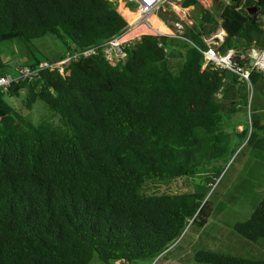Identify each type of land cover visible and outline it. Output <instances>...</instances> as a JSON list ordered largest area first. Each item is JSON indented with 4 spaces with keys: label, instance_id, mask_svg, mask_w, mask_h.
Returning <instances> with one entry per match:
<instances>
[{
    "label": "trees",
    "instance_id": "trees-1",
    "mask_svg": "<svg viewBox=\"0 0 264 264\" xmlns=\"http://www.w3.org/2000/svg\"><path fill=\"white\" fill-rule=\"evenodd\" d=\"M183 6L198 15L183 34L194 46L179 39L176 74L167 59L174 38L163 43L143 35L124 46L119 62L94 55L71 62L62 75L44 68L0 92V264L166 260L186 229L206 225L205 193L145 196L141 190L150 180L218 172L211 162L227 152L218 123L222 112L236 110V83H226L224 70L202 67V38L220 28L221 53L264 49V0H229L217 18L196 0ZM118 12L109 0H0V43L55 36L64 48L57 62L72 44L85 49L125 33L127 20ZM153 19L127 36L165 32ZM233 61L248 68L239 55ZM7 68L0 54V74H13ZM260 79L264 72H250L251 86ZM21 91L24 110L42 101L64 129L45 120L32 124L10 106L6 98ZM238 137L264 152V120L250 119ZM233 231L264 241V196ZM193 261L264 264L202 250Z\"/></svg>",
    "mask_w": 264,
    "mask_h": 264
},
{
    "label": "rangeland",
    "instance_id": "rangeland-1",
    "mask_svg": "<svg viewBox=\"0 0 264 264\" xmlns=\"http://www.w3.org/2000/svg\"><path fill=\"white\" fill-rule=\"evenodd\" d=\"M225 2V0H217L213 4L209 0H201L199 5L212 11L217 18L220 7H223ZM121 8L120 5L118 8L120 13H122ZM197 15L198 10L193 9L191 13L193 20H196ZM154 20L165 30V32L158 31L159 33L170 34V30L155 16ZM181 44L179 39H173L167 43V59L175 74L182 64L178 54ZM63 52L64 48L60 41L51 35L30 41L16 40L0 43L1 58L5 61L8 72H12L18 66H32L35 62L53 63ZM234 91L236 93L234 102L238 104L236 110L234 113L222 112L218 123V129L225 134L223 145L227 151L223 157L211 162V166H216L218 172L198 173L194 176L175 179L150 180L142 187L141 194L145 196L205 193V199H208L211 205V215L206 225L200 229L195 227L186 229L175 248L171 247L165 255L167 264H196L193 261V255L201 250L243 259L264 260V241L252 243L233 231L236 223L248 219L254 207L264 196V152L245 145V140L238 137L240 132L236 128L237 125H242L243 129L249 130L250 119L264 120V80H258L250 89L239 78L234 85ZM24 95L25 92L21 91L18 98L7 97L6 101L14 109L21 110L24 117L32 124L45 120L54 127L64 129L58 116L52 113L42 101H36L31 110H24L22 108ZM164 260L142 259L132 264H166ZM109 264L124 263L118 261Z\"/></svg>",
    "mask_w": 264,
    "mask_h": 264
},
{
    "label": "built area",
    "instance_id": "built-area-1",
    "mask_svg": "<svg viewBox=\"0 0 264 264\" xmlns=\"http://www.w3.org/2000/svg\"><path fill=\"white\" fill-rule=\"evenodd\" d=\"M118 8L120 5L123 9L133 13L139 14L137 24L145 25L149 27L148 16L154 15L159 22L165 25L169 30L170 34H162L159 32H149L138 34L132 38L125 39L124 36L131 29L130 24L125 20L123 15L118 12L122 18L127 22V30L120 36L113 37L108 41L102 42L95 46H90L85 49H76L72 44L69 51L57 62L52 64L39 63L36 66H18L14 69L13 74H0V92H5L13 83L20 81H30L34 79L37 73L47 68L49 70L57 69L62 75L64 68L71 62L88 58L94 55H102L103 58L109 63L119 62L126 57L124 52V46L132 41L138 40L143 35H152L157 37H166L174 39H182L193 45L189 40L183 37L186 28H190L194 24V20L191 17V13L194 9L193 6L184 7V0H109ZM198 3L201 0H196ZM208 1V0H207ZM213 4L217 0H209ZM225 4L229 3V0H225ZM223 5V6H224ZM208 10V9H206ZM163 14L165 18L160 17ZM174 18V19H173ZM224 32L218 28L208 38H202L203 43L207 47L205 51H202L203 56V68L209 66L211 68H218L220 70H229L235 76L237 75L242 81L251 89L249 80V74L252 70L264 72V49L251 47L245 54L239 55L242 59L248 61V68L241 70L234 64L233 58L237 55L233 50H227L221 53L217 48L223 43ZM161 45V44H160ZM194 46V45H193ZM255 58H250L251 55ZM5 62V61H4Z\"/></svg>",
    "mask_w": 264,
    "mask_h": 264
},
{
    "label": "bare ground",
    "instance_id": "bare-ground-1",
    "mask_svg": "<svg viewBox=\"0 0 264 264\" xmlns=\"http://www.w3.org/2000/svg\"><path fill=\"white\" fill-rule=\"evenodd\" d=\"M121 11H122V15H123V17H125L126 18V20H127V22L130 24V30H129V32L124 36V38L125 39H129V38H132V37H134V36H136V35H134V36H127L128 34H130L131 32H132V30L138 25L137 24V19H138V17H139V14L138 13H136V12H133V13H131V12H129V11H127V10H123L122 8H121ZM127 11V12H126ZM134 15V16H133Z\"/></svg>",
    "mask_w": 264,
    "mask_h": 264
},
{
    "label": "water",
    "instance_id": "water-1",
    "mask_svg": "<svg viewBox=\"0 0 264 264\" xmlns=\"http://www.w3.org/2000/svg\"><path fill=\"white\" fill-rule=\"evenodd\" d=\"M251 12H255L254 9L251 10ZM163 38V43H165L166 41V37H162ZM237 55H241V53H236ZM250 58H255L254 55L252 54ZM223 75H224V78H225V81L226 83H237L238 82V79L239 77L236 75H234L231 71L229 70H224L223 72Z\"/></svg>",
    "mask_w": 264,
    "mask_h": 264
},
{
    "label": "crops",
    "instance_id": "crops-1",
    "mask_svg": "<svg viewBox=\"0 0 264 264\" xmlns=\"http://www.w3.org/2000/svg\"><path fill=\"white\" fill-rule=\"evenodd\" d=\"M3 61H4V60H3ZM227 84H228V83H227ZM229 84H235V83H229ZM236 128H237V131H238V132H241V131L243 130V126H242V125H237ZM164 263L167 264V259L164 260ZM162 264H163V263H162Z\"/></svg>",
    "mask_w": 264,
    "mask_h": 264
}]
</instances>
